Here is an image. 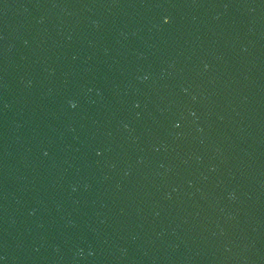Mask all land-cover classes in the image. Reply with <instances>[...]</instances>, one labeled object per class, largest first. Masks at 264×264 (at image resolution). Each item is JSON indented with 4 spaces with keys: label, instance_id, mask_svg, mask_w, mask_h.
Returning <instances> with one entry per match:
<instances>
[{
    "label": "water",
    "instance_id": "1",
    "mask_svg": "<svg viewBox=\"0 0 264 264\" xmlns=\"http://www.w3.org/2000/svg\"><path fill=\"white\" fill-rule=\"evenodd\" d=\"M0 127L73 264H264V0H0Z\"/></svg>",
    "mask_w": 264,
    "mask_h": 264
}]
</instances>
